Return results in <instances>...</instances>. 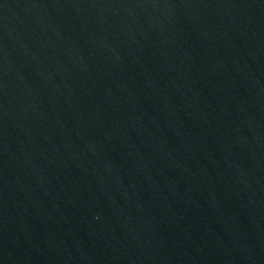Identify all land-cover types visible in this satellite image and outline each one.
I'll use <instances>...</instances> for the list:
<instances>
[{
    "label": "water",
    "instance_id": "obj_1",
    "mask_svg": "<svg viewBox=\"0 0 264 264\" xmlns=\"http://www.w3.org/2000/svg\"><path fill=\"white\" fill-rule=\"evenodd\" d=\"M0 264H264V0H0Z\"/></svg>",
    "mask_w": 264,
    "mask_h": 264
}]
</instances>
